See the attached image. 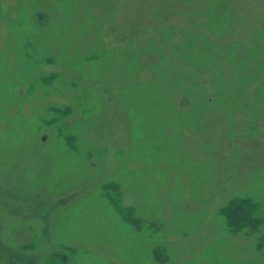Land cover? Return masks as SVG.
Returning a JSON list of instances; mask_svg holds the SVG:
<instances>
[{"label":"rangeland","instance_id":"obj_1","mask_svg":"<svg viewBox=\"0 0 264 264\" xmlns=\"http://www.w3.org/2000/svg\"><path fill=\"white\" fill-rule=\"evenodd\" d=\"M56 1L16 0L8 5L0 1V19H7L5 33L16 45L12 53L24 60L22 66L12 67L9 48L0 51V180L15 179L16 186L20 188L19 201L35 200L41 206L36 216L38 219H27L26 230L17 234L18 239L12 231L20 217H7L0 227L3 264H129V257L123 261L117 259V252L129 249L134 254L146 250V258L141 259V264H181L176 261L180 257L177 248L184 238L194 235L195 223L211 210H214V243L224 245L225 241L230 247L232 237L250 238L252 244L247 251L249 258L245 264H264V156L260 155L264 150V93H257L259 88L255 87L254 91L242 89L239 95L249 106L248 109L241 108L249 118L247 126L238 129L232 119L226 120L228 131L205 144L202 151H213L215 156L224 154L225 151L217 150L222 142L230 145L233 139L242 138L245 140L239 144L246 151L243 159L245 157L248 164L253 163L256 167L262 166L257 170L252 169L255 173L250 174L249 179L245 176L247 171L234 173L240 160V151H234L230 154L231 162L224 169V173H229L230 177L224 178L219 185L215 180L212 188L196 197V205L191 210L181 207L187 199H178L185 190L184 182L178 181L180 173L185 175L197 170L202 182L197 181L196 186L211 182V175L215 172L213 159H191L185 131H191L189 136H194L199 126L204 132L208 126L213 127L214 123H205L204 118L222 104L215 105L221 93L211 89L212 80L218 75L209 70L203 71L189 52L195 39L205 38L204 33L196 32L189 40L186 32L197 23L188 22L179 27L173 20L195 17L204 11L211 14L224 0H169L166 5L151 3L150 0H117L116 3L112 2L114 5L104 3L100 14L94 13V8L90 20H110L121 6L119 4L123 7L129 5L126 23H114V30L126 33L129 43L120 47L119 41L115 44L110 40L107 46L106 31L99 28L96 45H102L101 49L93 45L87 47L85 41L76 38L63 46H51L53 40L50 39L59 35L66 26L63 15L71 16V11L53 10ZM77 1L70 0L73 4ZM263 12L257 10L259 14ZM251 17L255 18L254 15ZM257 18L259 25L251 33L257 34L256 42L260 48L254 53L250 54L244 46V38L235 41L228 33H210L215 41L213 49L219 55L225 53L234 59L237 54L248 56L250 63H256L260 58L263 60L264 14L257 15ZM220 22L217 15L211 21H201L212 29L219 27ZM174 27L180 30L176 35L173 33ZM223 27L227 28L228 24L225 23ZM89 32L83 21L80 34L86 36ZM153 32L155 37L149 36ZM142 36L147 43L141 42L139 52L143 56L136 60L130 53ZM4 38L5 35L0 33V47L6 46ZM156 40L160 47L154 45ZM143 53L149 55L144 56ZM120 54L123 56L119 60ZM177 55L183 56L181 59L186 67L192 68L188 63L191 60L196 68L182 73V68L171 62ZM141 69L148 71L145 78L147 84H154L158 72L165 75V80H170L172 74V80L182 87L181 94L194 90L197 84L198 97L184 106H180L179 99H176L171 108L155 111V102L145 91L136 94L135 103L124 106L123 101L129 98L132 86L135 87L129 82L130 76L135 78ZM261 77L264 78V73H256L247 81ZM184 84L187 86L183 87ZM108 90L122 96L118 107L124 111L122 122L128 128L127 145L114 153L117 157H113V160L108 157L107 145L116 134L115 122L106 115L111 97L103 95ZM228 91L234 90H223L224 106L236 100V93L230 95ZM58 97L62 99L57 100ZM39 99L42 101L39 102ZM233 113L234 110L229 111L230 117ZM178 148L185 149L187 153L180 154L176 150ZM33 162V172L38 173L44 168L38 175L46 177L43 181L39 177L33 183L34 187L28 189L24 187L25 174ZM165 164L180 168L176 172H169L176 180L174 186L159 198L156 197L157 189L154 190L150 196V207L142 211L138 204L135 205L140 188L155 174L160 177L158 185L165 187L162 179L168 170L164 168ZM243 178L244 186L239 182ZM229 186L232 189L225 194ZM83 190L62 223H58L57 210L56 226L53 229L42 226L58 204L66 203ZM58 191L61 193L57 196ZM224 194L226 199L214 208L213 199ZM55 195L56 201L53 203L44 198ZM167 198L176 208L172 212L175 226L185 222L182 228L179 226L169 233L165 230L167 211L162 206ZM244 198L257 204L254 214L257 225L232 231L226 223L223 209L229 201ZM14 212H19L18 207L14 208ZM0 214L7 216V211L1 206ZM176 234H179L180 243L172 247L167 243V238L173 240ZM202 237L207 239L205 234ZM231 248L235 252L246 249L237 246ZM198 259L207 260L206 264L236 262L234 257L225 255L223 249H214L212 243L206 244L194 256L193 262L187 261L185 264H199Z\"/></svg>","mask_w":264,"mask_h":264},{"label":"bare ground","instance_id":"obj_2","mask_svg":"<svg viewBox=\"0 0 264 264\" xmlns=\"http://www.w3.org/2000/svg\"><path fill=\"white\" fill-rule=\"evenodd\" d=\"M4 5L11 4L12 2H15L16 0H0ZM49 1H55V0H46ZM197 2H200V0H196ZM118 2L117 0H78L75 4L71 3L70 0H58L56 1L57 5L56 8L53 10L57 11H71V16L63 15L62 20H64V24L66 22V26H63V30L60 32L59 35L53 37L50 40L52 41L51 46H63L67 42H69L71 39H75L78 41H85L87 47H90V45H93L94 47L100 48L102 45L97 44L96 41L99 39L98 31L99 28L103 31V29L106 31L107 38L105 39L106 45L108 46V43L110 40H112L115 44L119 41L118 46L122 47V45H127L129 43V37L121 32L119 30H114V23H126V21L129 18V5L124 6L122 4H119L121 6H118L116 12L113 14L112 18L110 20H106L104 22L102 21H91V17H93V11L95 8V12L97 15L100 14V11L103 8V4L106 3L108 5H112L113 3ZM151 3L156 2L161 5H166L169 0H150ZM260 4L258 5L257 3ZM114 5V4H113ZM257 8V9H256ZM257 10L264 11V0H224L222 4L217 6L214 9V12L211 14H208L206 11L204 13L200 12L195 17H189L184 19H174L173 21L175 24L179 27L185 26L188 22H196V26L186 32V38L192 39L194 34L196 32H203L205 35V38L195 39L193 46L189 48V52L192 53L194 59L197 61V66H199L203 71H211L214 75H218L212 80L211 89H217L221 96L219 98V102L215 101V105H218V103L222 104L221 107H216L213 109L212 114L210 116H207L204 118L205 123L213 122L214 126H208V129L206 132L202 129V127H198L196 133H194V136H189L191 134L185 131V134H187V140L186 143L190 145V157L193 160H199L202 158H212L214 162V170L215 171L211 175V182L202 183L200 186H196L197 181L202 182V180H199V172L197 170H193L189 174L182 175L180 173V176L178 177V181L184 182L185 184V190L178 196V199H182L184 201L187 199V201H184V204L181 205L184 209L191 210L196 205V197L198 195H202L204 192H207L209 188H212V186L216 181V185H219L220 182L226 178L230 177L229 173H224V169L226 166L231 162V153L234 151H240L239 152V162L238 165L235 167L234 173L241 174L245 171H247V174H245L246 179H249L250 174L255 173V171H251L252 169H258L262 165L256 167L253 163L248 164V161L243 159V155H245L246 151L241 146L242 144H239L240 142H243L245 139L237 138L233 139L229 144H226V142H222L220 146L218 147V151H225L224 154H217L216 156L213 154V151L210 152H203L202 147L210 142L213 138L216 136H219V134H224L228 131V128L225 126L226 120L232 119L233 124L236 125L238 129H243L247 126L248 117L247 115L242 112L241 108H247L248 105L244 101L243 98H239L242 89L245 91H254V88L258 89L259 94L264 93V78H256L251 79L247 81L249 78L255 76V74L264 73V55L263 60L262 58L259 59L258 62H249L248 56H240L241 54H237V58H231L230 56L226 55L225 53L219 55L213 48L215 46L214 40L210 37V33L217 34V33H228L230 38H233L235 41L239 38H244L246 41L244 43V46L247 47L248 51L251 53H254L255 50L260 48V44L256 42L258 39L257 34L251 33V31H254L256 27L259 25L257 22L258 20L257 15H263V13L259 14L257 13ZM82 15V16H81ZM220 17L221 22L219 27L216 29H212L204 23H201V21H211L214 19V16ZM222 17H221V16ZM254 15L255 18H252L251 16ZM84 21L86 28L90 31L88 35L82 36L80 33L82 31V22ZM223 21V22H222ZM7 22V19L1 18L0 19V33L1 35H5L6 40V46L0 47V51L6 48H9V54L11 57L10 66H22L23 65V58L17 57L13 55V51L16 48V45L13 41V39L6 35L5 33V24ZM263 22V21H262ZM225 23L228 24V27L225 28L223 25ZM264 25V23H263ZM179 27H174L173 33L176 35L180 30ZM123 28V27H122ZM111 29V30H110ZM200 29V30H199ZM73 32V34L71 33ZM154 32L149 35L153 36ZM159 35V34H158ZM111 36V37H110ZM155 37V35L153 36ZM160 37V36H159ZM120 38V39H119ZM144 36H142L140 39H138L137 44L135 45V49L130 53L132 57H134L136 60H140V56H143L141 54L139 46H141V42L147 43ZM128 42V43H127ZM156 47H160L158 45V40L154 43ZM156 47L154 50H156ZM139 48V49H138ZM122 50V49H121ZM144 54V53H143ZM149 55V54H144ZM123 54H120V58H122ZM127 58H129V55H126ZM183 56L177 55L176 58H174L171 62L174 66H180L182 68L183 72H190L192 69L196 68V65L189 60L188 62L192 68L186 67L185 64L182 62ZM142 59V58H141ZM192 62V63H191ZM119 63V61H118ZM131 63V62H130ZM129 64V63H128ZM132 64V63H131ZM24 70H22L23 72ZM140 72L138 75L133 78L130 75L131 80L129 81L131 84H133L135 87L132 86V89L130 90L131 94L129 95V98H126L123 101L124 106H127L128 103H135L136 94H141L142 92L148 91L151 98L154 100V110L159 111L164 108H171L173 104H175V100L179 99L178 104L180 106H184L189 104L193 99H196L199 94V89L194 88V90H191L187 93L181 94L182 87L179 86L176 82L172 80V72L171 79L165 80V75L163 73L158 72L157 80H155L154 84H147L145 82V78L148 75V71L146 69L139 70ZM204 75H207V73L203 72ZM260 77V76H259ZM205 81H206V77ZM191 81V80H189ZM188 81V82H189ZM204 80H202V84L205 83ZM247 81V82H246ZM187 83V80L185 81ZM246 82V83H244ZM104 82L102 81V84ZM105 85V84H104ZM187 86L186 84L183 85ZM193 87V86H192ZM235 87V88H234ZM237 88V89H236ZM148 89V90H147ZM223 90H234L233 92H230V95L232 93H236V100L233 101L231 105L224 106L223 100H224V92ZM129 92V93H130ZM223 94V95H222ZM105 96H110L111 99L109 101L106 115L107 118H110L109 120L115 122V132L116 134L114 137L110 139L108 142V150H109V159L113 160L117 157L114 156V153L120 149L122 146L125 147L126 140L128 137V128L127 125H124L122 122L123 118L125 117L124 111L119 106V100L122 98L119 94H117L116 91L110 92L109 90L107 93L103 94ZM226 96L228 97L229 94L227 93ZM61 97H58L57 100H61ZM42 99H39V102H41ZM204 103L205 101L202 100ZM264 104V103H263ZM234 110L233 115L230 117L229 111ZM233 117V118H232ZM226 127V128H225ZM171 131V129H170ZM126 138V139H125ZM250 139V138H248ZM252 139V138H251ZM124 141V142H123ZM246 147V146H245ZM177 152L180 154L187 153L185 149L178 148L176 149ZM260 155L264 156V150L260 152ZM114 157V158H113ZM264 162V161H263ZM262 162V164H263ZM34 165V162L27 168V172L25 174V180H24V187L28 189H32L33 183L39 179V173L44 170V168L38 172L34 173L32 170V167ZM248 167V169L246 168ZM45 167V166H44ZM133 167H137L133 165ZM141 167V166H140ZM142 168V167H141ZM164 168H167V174L165 178H162L165 181V187L159 186L160 177L155 174L149 179V182H143L144 184L140 188V192L138 194V199L135 202V205L138 204L139 208L144 211L147 208L150 207V203H152L151 193L157 189L156 197L159 198L160 196H163L165 193H169L172 186H174V182L176 181L175 178L171 177L169 175V172H176L180 168L179 167H171L170 165L165 164ZM182 170V169H181ZM47 175V174H46ZM244 176V175H243ZM46 177V176H44ZM40 177L41 181H43L45 178ZM259 179V178H258ZM240 184L244 186L245 178L241 179ZM259 182V181H256ZM247 183V182H246ZM0 206L3 208V210L7 211V216H2L0 214V227L3 226V224L6 222V218L9 217L11 219H18L20 217V221L16 226H14L12 234H16V237L18 239L19 233L26 230L25 221L27 219L36 218L37 212L39 211V208L41 207L39 204V201H19L18 196L20 195V188L16 186L15 179L9 178L5 180H0ZM238 186V185H237ZM246 186V185H245ZM232 186H229L226 188L228 194L230 188ZM240 187V186H238ZM250 189V187H247ZM84 190L81 191V194H78L76 196L71 197L66 203L64 204H58L57 207L51 212L50 218L47 222L42 223V226L52 227V229L56 226V211H59V222L62 223L69 212V209H71L75 204L78 198H80L83 194ZM60 191L56 193L58 196ZM224 196H217L212 201V206L216 208V205L220 204L226 199V195ZM56 195L53 197H46L49 195H46L44 198L47 199L48 202H55ZM190 195L193 197L191 198ZM40 199V198H39ZM127 200H129L127 198ZM163 209L167 211L166 216V228L167 232H172L173 229H177L179 226L181 228L184 226L185 222L177 223L173 222L172 219V212L176 210L175 206L171 203L170 199L167 198V200L164 202ZM19 209L18 213L14 212V208ZM213 218H214V210H211L210 213H208L205 217L201 218L199 221L195 223L194 229L195 233L193 236L184 238L182 244L177 248V252L180 253V257L178 260H176L178 263L181 262V264L187 263V261L194 260V256L197 255L206 244H213L214 249H223L225 251V255L228 257H234L236 262L234 264H245L248 260V253L250 246L252 244V239L246 238L244 236H236L232 237V244L229 246L228 243L224 241L223 244H215L213 234H215V228L212 226L213 224ZM208 229H210L208 231ZM75 233V232H74ZM207 236V239H203V235ZM20 235V234H19ZM75 235H77L75 233ZM78 239V238H77ZM174 240V242H173ZM167 238V243L172 244V247L176 245V243H180L179 241V234H176L173 238ZM223 241V240H222ZM231 246H237L246 248L245 251H239L235 252ZM187 252L183 254V252ZM190 250L191 252H188ZM121 251V250H120ZM117 252V259L119 261L127 260L129 257V264H141V259L146 258V250H141V253L138 251L136 254H134V251L132 249H129V251L122 250L121 252ZM1 254L0 252V264H3V261H1ZM132 258V259H131ZM141 262V263H140ZM197 263L199 264H206L207 260L205 259H198ZM215 264H226L225 262H215Z\"/></svg>","mask_w":264,"mask_h":264},{"label":"trees","instance_id":"obj_3","mask_svg":"<svg viewBox=\"0 0 264 264\" xmlns=\"http://www.w3.org/2000/svg\"><path fill=\"white\" fill-rule=\"evenodd\" d=\"M256 209L257 204L248 198H244L243 200L233 199L224 207L223 215H226V223L232 231L249 229L257 225L254 223V220H256L254 217Z\"/></svg>","mask_w":264,"mask_h":264}]
</instances>
